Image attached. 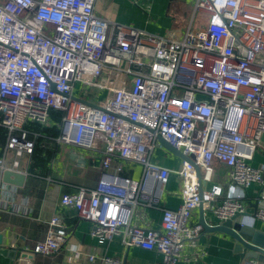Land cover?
I'll list each match as a JSON object with an SVG mask.
<instances>
[{
    "label": "built area",
    "instance_id": "built-area-1",
    "mask_svg": "<svg viewBox=\"0 0 264 264\" xmlns=\"http://www.w3.org/2000/svg\"><path fill=\"white\" fill-rule=\"evenodd\" d=\"M95 3L0 0V184L5 170L22 171L41 135L32 125L50 126L54 109L62 116L53 142L88 150L103 170L94 186L75 185L59 198L91 223L99 244L118 235L125 247L157 251L154 264L190 260L184 247L202 231L194 210L201 203L214 223L246 213L252 183L259 185L257 207L240 220L259 221L264 230V166L249 163L264 152V0H194L206 22L180 37L109 21ZM158 137L193 155L201 193L187 160L174 169L151 159ZM123 162L140 165V177L123 175ZM216 163L226 168L227 185L215 182ZM171 173L181 178L175 209L160 202ZM145 207L161 210L158 227ZM47 225L26 252L59 251L67 226L59 214ZM87 258L120 264L102 253Z\"/></svg>",
    "mask_w": 264,
    "mask_h": 264
},
{
    "label": "crops",
    "instance_id": "crops-1",
    "mask_svg": "<svg viewBox=\"0 0 264 264\" xmlns=\"http://www.w3.org/2000/svg\"><path fill=\"white\" fill-rule=\"evenodd\" d=\"M193 5L194 0H96L95 9L99 15L115 23L134 26L159 35L173 32L180 37L187 29L194 28L196 22L200 27L206 22L205 14L197 19ZM56 146L59 149L48 163L51 169L48 175L31 174L28 166L32 157L29 156L22 163L21 170L28 171L22 186L0 184V199L11 200L16 205L13 208L0 203V264H101L98 259L88 260V255L92 253L112 256L120 264H154L158 261L161 255L157 251L139 246L125 247L118 235H114L104 244H99L91 234V223L78 218L74 208L59 204L60 195L69 192L73 186H94L103 170L99 166V160H94L88 150L80 147L73 149L68 145ZM162 148L161 144L156 146L151 159L163 166L178 169L181 158L170 156ZM82 158L84 161H81ZM249 163L253 166H264V152H255ZM123 165L126 169L123 175L137 179L140 177V165L126 162H123ZM215 172V182L223 185L229 183L226 179V168L222 164L216 163ZM180 182L181 178L177 174H170L168 181L162 186V206L171 209L179 206ZM258 189L259 185L255 183L246 187L248 216L257 207ZM142 212L152 226H159L161 210L158 207H145ZM53 214H59L67 226L66 241L59 251L49 256L34 254L31 259H14L1 251L2 248H13L26 252V248H32L37 241L44 238L48 227L47 220ZM198 215L197 207L193 213V221L198 222ZM204 219L207 223H214L216 220L214 216L209 217V214H205ZM138 221L135 220L136 223ZM252 226L263 228L259 221H255ZM201 250L204 255L200 254ZM183 252L194 257L190 260H180L177 264H239L241 261L233 250V240L221 232L202 230L194 244L186 245Z\"/></svg>",
    "mask_w": 264,
    "mask_h": 264
},
{
    "label": "water",
    "instance_id": "water-1",
    "mask_svg": "<svg viewBox=\"0 0 264 264\" xmlns=\"http://www.w3.org/2000/svg\"><path fill=\"white\" fill-rule=\"evenodd\" d=\"M158 140L159 143L173 155L178 156L183 160H187L194 166L199 193H201L203 183L201 182L200 168L194 162L193 155H184L180 150L174 148L162 137H158ZM74 155L76 156V154ZM81 161H84L83 158ZM25 176V173L22 171L5 170L1 175V181L9 185L22 186L24 184ZM254 206H256V204H254ZM198 214V223L202 226V230L204 232H221L230 237L233 240V250L241 260L256 258L264 263V230L241 222L239 218L243 215H247V212L236 214L216 223H207L204 219L202 204L200 203L198 206ZM1 251L14 259H17L18 257L31 259L34 256L33 253L24 252L21 249L2 248Z\"/></svg>",
    "mask_w": 264,
    "mask_h": 264
},
{
    "label": "trees",
    "instance_id": "trees-1",
    "mask_svg": "<svg viewBox=\"0 0 264 264\" xmlns=\"http://www.w3.org/2000/svg\"><path fill=\"white\" fill-rule=\"evenodd\" d=\"M62 112L59 110L50 111V126L38 127L37 124L32 125L41 133L37 137L35 147L32 151V162L28 166V171L35 175H48L51 169L48 163L55 157L58 152V146L53 142V139L60 133L59 124L61 122ZM4 131L0 130V145L4 141ZM49 145V146H48Z\"/></svg>",
    "mask_w": 264,
    "mask_h": 264
},
{
    "label": "rangeland",
    "instance_id": "rangeland-1",
    "mask_svg": "<svg viewBox=\"0 0 264 264\" xmlns=\"http://www.w3.org/2000/svg\"><path fill=\"white\" fill-rule=\"evenodd\" d=\"M201 16H204L203 13L200 12V11H197V13H196V17H197V19L200 18ZM193 27H194V29H198V28L200 27V25H199L198 22H196V24H195ZM99 95L102 96V93H100ZM162 149L165 150L166 153H168L170 156H173V157L179 158L178 156L173 155L171 152H169V151H168L167 149H165L164 147H163ZM168 154H167V155H168Z\"/></svg>",
    "mask_w": 264,
    "mask_h": 264
}]
</instances>
